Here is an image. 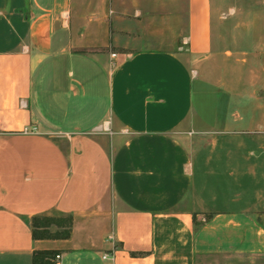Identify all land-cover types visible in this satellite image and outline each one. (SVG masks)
<instances>
[{
	"label": "crops",
	"instance_id": "0c3cea01",
	"mask_svg": "<svg viewBox=\"0 0 264 264\" xmlns=\"http://www.w3.org/2000/svg\"><path fill=\"white\" fill-rule=\"evenodd\" d=\"M213 7L0 0V264H264V34L238 75Z\"/></svg>",
	"mask_w": 264,
	"mask_h": 264
},
{
	"label": "rangeland",
	"instance_id": "374dc122",
	"mask_svg": "<svg viewBox=\"0 0 264 264\" xmlns=\"http://www.w3.org/2000/svg\"><path fill=\"white\" fill-rule=\"evenodd\" d=\"M213 4L215 48L223 58L231 59L228 68L239 75L240 53L254 49L256 46L252 44V39L258 33L264 34V0H213ZM219 73L218 69L213 72L215 75ZM221 80L222 78L219 81ZM232 80L235 83L239 76H234ZM261 94L264 95L262 92ZM212 96L198 93L195 102L197 105L203 100L210 102Z\"/></svg>",
	"mask_w": 264,
	"mask_h": 264
},
{
	"label": "trees",
	"instance_id": "16d2710c",
	"mask_svg": "<svg viewBox=\"0 0 264 264\" xmlns=\"http://www.w3.org/2000/svg\"><path fill=\"white\" fill-rule=\"evenodd\" d=\"M72 219L66 218H36L33 220L32 237L34 240H66L71 234ZM53 251H36L33 253L32 264H54Z\"/></svg>",
	"mask_w": 264,
	"mask_h": 264
},
{
	"label": "built area",
	"instance_id": "2783aa9c",
	"mask_svg": "<svg viewBox=\"0 0 264 264\" xmlns=\"http://www.w3.org/2000/svg\"><path fill=\"white\" fill-rule=\"evenodd\" d=\"M106 258H107V256H104V259H106ZM59 261H60V255L55 256V258L53 260L54 264H59Z\"/></svg>",
	"mask_w": 264,
	"mask_h": 264
}]
</instances>
